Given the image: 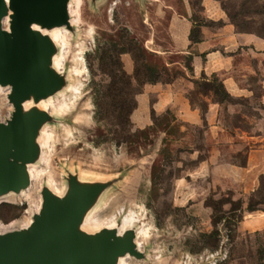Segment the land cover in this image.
Here are the masks:
<instances>
[{
    "label": "rangeland",
    "instance_id": "374dc122",
    "mask_svg": "<svg viewBox=\"0 0 264 264\" xmlns=\"http://www.w3.org/2000/svg\"><path fill=\"white\" fill-rule=\"evenodd\" d=\"M66 1L67 21L41 29L53 53L49 71L60 76L61 88L43 99L50 98L51 105L36 103L32 98L20 106L31 115L29 135L34 139L27 157L29 182L20 191L9 189L0 195V237L27 228L43 213L45 204L53 209L63 206L77 187L86 195L93 189L96 192L77 207L80 224L76 231L106 233L112 219L119 226L130 211L138 217L124 229L132 248L119 253L116 261L102 264H120V259L125 264H212L206 254L216 251L225 253L216 264H260L257 258L264 235L235 232L241 216L239 200L210 195L205 202L211 213L205 218L191 209L174 206L168 198L169 173L163 171V163L157 161L153 166L156 177L151 189L147 170L142 174L132 169L150 130L133 133L124 127V132L115 135L109 128L117 116L112 109L105 112L104 121L96 119V104L103 103L106 85L96 49L113 35H125L129 24L141 27L150 0ZM77 1L79 20L74 23L70 8L74 9ZM221 2L239 31L264 38V0ZM54 30H59L57 37L52 36ZM128 37L135 36L130 33ZM57 59L62 61L60 65ZM72 86H80L79 92L75 93ZM11 89L10 85H0V123L11 120L16 110ZM62 101L66 109L57 107ZM126 104L121 118L126 116ZM122 140L126 143L121 144ZM88 217L97 218L98 226L86 227ZM142 226L148 229L146 235L138 233Z\"/></svg>",
    "mask_w": 264,
    "mask_h": 264
},
{
    "label": "crops",
    "instance_id": "0c3cea01",
    "mask_svg": "<svg viewBox=\"0 0 264 264\" xmlns=\"http://www.w3.org/2000/svg\"><path fill=\"white\" fill-rule=\"evenodd\" d=\"M149 4L141 27H126L167 71L140 90L135 79L131 82L132 129L150 130L135 170H147L151 184L154 164L163 163L172 204L204 218L211 213L206 199L229 192L242 201L236 234L264 235V202L247 209L264 192V38L237 31L217 0H201L202 21L194 19L189 0ZM121 60L132 74L130 54L123 53ZM212 78L230 100L202 89Z\"/></svg>",
    "mask_w": 264,
    "mask_h": 264
},
{
    "label": "water",
    "instance_id": "95a60500",
    "mask_svg": "<svg viewBox=\"0 0 264 264\" xmlns=\"http://www.w3.org/2000/svg\"><path fill=\"white\" fill-rule=\"evenodd\" d=\"M67 7L66 0H0V85L12 87L16 108L11 120L0 123V195L28 185L27 157L34 139L29 135L31 115L20 106L32 98L38 103L61 88L60 76L49 71L53 53L41 29L66 22ZM79 192L74 187L57 209L45 204L25 231L20 227L0 237V264H102L132 248L124 230L120 236L116 228L93 235L75 230L80 224L77 207L96 190Z\"/></svg>",
    "mask_w": 264,
    "mask_h": 264
},
{
    "label": "trees",
    "instance_id": "16d2710c",
    "mask_svg": "<svg viewBox=\"0 0 264 264\" xmlns=\"http://www.w3.org/2000/svg\"><path fill=\"white\" fill-rule=\"evenodd\" d=\"M217 1L225 11L229 22L232 23L236 28L235 24L230 20L229 15L227 14L221 0ZM189 2L194 13V19L202 21V17L200 14L202 10L201 0H189ZM125 30V35H113V37L106 39L104 43H102L104 44V46H99L96 49L97 59L101 67L100 70L102 74L106 76V85L102 96L103 103L96 104V119L98 121H104L106 119L105 112L108 109H112L113 111H115L117 113V116L115 117V120L109 124V128L113 130V133L115 135H119L121 132H124V127H127L129 132H137L133 131L130 121V114L136 106L135 94L131 89L132 79H135L137 90H140L141 86L144 83H155L162 80L163 73L167 71L163 66L155 61V57H152V59H150L149 54L143 48L138 39H136L135 37L134 39L128 37V35L132 32L127 27H125ZM236 30L239 31L237 28ZM193 31L194 30H192V40L195 41L197 37L193 36ZM123 53L130 54L134 61V71L132 74H128L124 70V66L121 60V55ZM201 87L202 89L209 88L213 90L217 97L221 100H230V97L224 90L222 83L219 82L216 78H212L209 82H204ZM126 103H128L126 116L125 118H121L122 112L127 105ZM122 143H126V141L122 140L121 144ZM161 152L165 156L169 155L166 148H162ZM155 177L156 176L152 172L150 189ZM212 195L214 196V194ZM220 195L223 197H228L229 200H233L229 192H222ZM239 201V211L241 212L242 201ZM261 202H264V192L262 198L249 202L247 209L254 210L256 209L257 204ZM206 206L210 207L207 204ZM240 218L241 216L238 218V220ZM259 248L260 252L257 258V262L260 264H264V246L261 244Z\"/></svg>",
    "mask_w": 264,
    "mask_h": 264
},
{
    "label": "bare ground",
    "instance_id": "6f19581e",
    "mask_svg": "<svg viewBox=\"0 0 264 264\" xmlns=\"http://www.w3.org/2000/svg\"><path fill=\"white\" fill-rule=\"evenodd\" d=\"M70 13H73L74 14V18L72 19V21L74 22V23H76V22H78V20H79V16H78V1H77V4H76V7L74 8V9H71L70 8ZM59 35V30H54L53 32H52V36L53 37H57ZM66 38V37H65ZM68 53V52H67ZM63 58V57H62ZM63 60V59H62ZM82 60V59H81ZM60 62H62L61 60H58L57 59V64L58 65H60ZM77 71V70H76ZM74 72V71H73ZM79 73V72H78ZM79 83V82H78ZM78 85V84H77ZM80 85V84H79ZM73 87V86H72ZM79 87L80 86H78V87H73V90L75 91V93H78L79 92ZM74 94V93H73ZM67 97V96H66ZM68 100V99H67ZM46 101V100H45ZM44 100H41V104H47V103H49L50 105L52 104V102H51V100H50V98H48L47 99V101L45 102ZM66 101V100H65ZM26 106H27V104H25ZM69 105V104H68ZM57 107L58 108H67L68 106H67V104L64 102V101H62V102H60L59 104H57ZM65 108V109H66ZM51 109V108H50ZM56 110V109H55ZM41 176H42V174H41ZM40 176V177H41ZM36 177V174H33L32 175V178H35ZM37 178L39 179V177L37 176ZM36 179V178H35ZM92 217V216H91ZM91 217H88L87 219H86V221L84 222V225L86 226V227H88V228H95V227H97L98 226V224H99V221L97 220V218H91ZM138 218V217H137ZM136 217H135V214H134V212H129V213H127L123 218H122V220H121V223L119 224V226L118 225H116V223H114V221H113V219L108 223L109 225L107 226L108 228H116L117 229V231H116V233H117V235L118 236H120L121 235V233H122V231L124 230V229H126V228H128V227H131L132 225H133V223L134 222H136L138 219H137ZM28 228V227H27ZM27 228H24V229H22V230H24L25 231V229H27ZM147 228H145V227H143L142 226V228L138 231V233H141V234H143V235H146V233H147ZM138 237H140V236H138ZM142 237V236H141ZM142 239V238H141ZM140 240V239H139ZM143 241V240H142ZM120 264H125V261H124V259H120Z\"/></svg>",
    "mask_w": 264,
    "mask_h": 264
},
{
    "label": "built area",
    "instance_id": "2783aa9c",
    "mask_svg": "<svg viewBox=\"0 0 264 264\" xmlns=\"http://www.w3.org/2000/svg\"><path fill=\"white\" fill-rule=\"evenodd\" d=\"M225 257V253H223L222 255H220L219 251H216L214 253H210V254H206V259H210V261L212 262V264H216V262L219 259H223Z\"/></svg>",
    "mask_w": 264,
    "mask_h": 264
}]
</instances>
